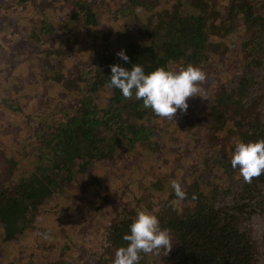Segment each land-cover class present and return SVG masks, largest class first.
<instances>
[{
  "label": "trees",
  "instance_id": "1",
  "mask_svg": "<svg viewBox=\"0 0 264 264\" xmlns=\"http://www.w3.org/2000/svg\"><path fill=\"white\" fill-rule=\"evenodd\" d=\"M7 1L9 4L13 0ZM27 1L17 0L14 5ZM67 1L69 7L63 30L71 24L76 25L77 30H67L66 35L72 38L82 35L94 47L93 54L100 55L87 65L84 59L92 52L82 58L66 53V58L71 61V73L65 78L57 67L54 82L68 81V86L76 92L69 103L71 109L54 110L50 114L54 117L46 119L44 126L30 130L34 140L30 152L33 170L0 186L1 240L18 239L32 221L35 230L38 229L44 221L41 212L51 196L61 192L67 182H72L76 172L107 161L117 153L121 143L127 148L150 147L154 129H157L151 123L152 119L161 118L145 108L142 101L126 99L119 89L107 87L109 65L130 67L136 63L147 72L158 66L170 68L192 64L201 66L208 73V68L216 64L219 75L212 72V79H205L208 83L213 82L215 87L205 91L202 83L207 99L196 96L197 102L201 99L203 108L199 111H203V116L207 112L205 106L210 108L211 121L196 116L193 135L199 140L197 134L201 131L226 134V128H229L232 147L224 153L215 152L212 147L205 148L199 161L202 168L194 162L190 170L192 180L180 184L186 192L183 200L175 197L170 185L166 199L160 203L158 200L155 209L139 204L138 199L134 204L120 201V206L104 224L99 243L89 249L85 257L90 264H112L116 248L127 243L122 235L128 232L136 213L150 210L157 215L160 226L169 230L172 246L167 254L161 250L160 256L141 253L139 264H264V173L245 182L238 170L230 165L237 141L264 138V0H222L221 3L219 0H191L184 6L165 11L163 16L149 17L147 14L146 20L137 18L139 34L136 38L125 41L122 48L112 49L98 39L97 32L102 23L97 17L95 3L91 0ZM127 1L146 4L145 0ZM146 8L149 7L146 5ZM237 17L242 19L239 26L233 21ZM30 25L32 35L27 33L20 40L40 41L42 37L36 32L41 33L45 24L31 22ZM80 30L84 33L77 34ZM237 44L241 59L232 62L229 70L226 62L231 61V53L236 51ZM69 48L74 46L69 45ZM120 49L128 56L127 62L116 55ZM44 50L47 51L35 42L28 53L57 58ZM58 51L51 50V53ZM58 55H63V51ZM99 90L105 92L101 97ZM186 111L190 116L180 115L178 125L194 113L191 103ZM29 159L23 154L22 159L13 164L27 166ZM107 171H111V167ZM100 175L95 176L93 182L96 183ZM98 248H102L99 255ZM75 252L68 245L62 257L48 259L49 264H84V255L79 257ZM66 254L70 256L66 258Z\"/></svg>",
  "mask_w": 264,
  "mask_h": 264
},
{
  "label": "rangeland",
  "instance_id": "2",
  "mask_svg": "<svg viewBox=\"0 0 264 264\" xmlns=\"http://www.w3.org/2000/svg\"><path fill=\"white\" fill-rule=\"evenodd\" d=\"M39 1L28 0L27 3L14 5L17 0L9 4L7 0H0V186L10 184L33 170L34 161L30 152L33 151L34 140L30 130L44 126L46 119L54 117L50 115L54 110L71 109L69 103L76 92L68 86V81L54 82L57 67H60L63 78L71 73V61L65 54L74 53L76 57L82 58L87 52H92L84 59L87 65L96 60V55H100L93 54L94 47L82 35L78 38L66 35L67 30H77L74 24L63 30L69 7L67 0ZM91 1L95 3L97 17L102 23L97 32L98 39L111 49L122 48L125 41L136 38L139 34L137 18L146 20L147 14L149 17L157 14L163 16L165 11L191 2L145 0L143 6L127 0ZM234 19V24H242L240 17ZM31 22L45 24L41 33L36 32L42 38L40 41H21L25 34L32 35ZM78 33L83 34L84 30ZM35 42L39 48L46 49L48 52H44L49 56L57 55V58L37 57L34 53L29 55V47ZM69 45L74 48L70 49ZM51 50L63 51V55L59 56V51L53 54ZM237 50L239 44L236 51L231 53V61L226 62L229 70L232 62L241 59ZM176 68L180 67H170ZM207 72L206 80L212 79V72L219 75L216 64L208 68ZM202 83L205 91L215 87L213 82ZM103 93L99 90L98 96L100 94L101 97ZM196 98H188L187 104L191 103L195 111L189 120L179 125V116L189 117L190 112H178L173 120L152 119L151 123L157 129H154L149 148H127L121 143L117 153L107 161L92 164L83 172H76V178L67 182L61 192L51 196L43 207L41 213L44 221L38 229L35 230L32 221L18 239L5 242L0 238V264H49L48 259L61 258L68 245L76 250V256L84 255V264H90L85 257L86 252L99 243L104 224L122 202L134 204L138 199L139 204L155 209L158 200L160 203V200L166 199L167 188L173 180L185 185L186 181L192 180L193 173L190 170L194 162L202 168L199 161L206 147H212L215 152H227L233 145L229 128H226V134L201 131L197 134L199 140L195 139L196 116L204 114L199 111L200 107L203 108L201 99L198 98L197 102ZM204 109L207 112L202 118L206 117L209 122L210 108L205 106ZM23 154L30 158L27 161L29 164L16 167L13 162L21 160ZM108 167H111L109 172ZM98 174H101V178L95 183L93 178ZM43 252L45 255H41ZM64 256L67 258L70 255Z\"/></svg>",
  "mask_w": 264,
  "mask_h": 264
},
{
  "label": "clouds",
  "instance_id": "3",
  "mask_svg": "<svg viewBox=\"0 0 264 264\" xmlns=\"http://www.w3.org/2000/svg\"><path fill=\"white\" fill-rule=\"evenodd\" d=\"M116 55L128 61L123 49L118 50ZM109 68V89H119L126 99L142 101L145 108L151 109L163 119L173 120L177 111L185 112L190 97L207 99L201 86L206 79L201 66L188 64L179 69L158 66L146 72L140 64L133 63L130 67H124L114 63ZM230 165L238 170L245 182H251L252 178L264 173V138L237 141L233 146ZM171 188L176 198L184 199L186 192L178 181L173 180ZM122 239L127 243L116 248L112 264H139L141 253L160 256L161 250L167 254L172 246L169 230L162 228L157 215L148 210L136 213ZM104 243L107 245L108 242ZM101 252L102 248H98L97 254Z\"/></svg>",
  "mask_w": 264,
  "mask_h": 264
}]
</instances>
